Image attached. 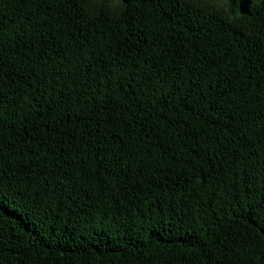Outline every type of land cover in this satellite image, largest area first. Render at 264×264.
<instances>
[{
  "label": "trees",
  "instance_id": "trees-1",
  "mask_svg": "<svg viewBox=\"0 0 264 264\" xmlns=\"http://www.w3.org/2000/svg\"><path fill=\"white\" fill-rule=\"evenodd\" d=\"M0 264H264V0H0Z\"/></svg>",
  "mask_w": 264,
  "mask_h": 264
}]
</instances>
